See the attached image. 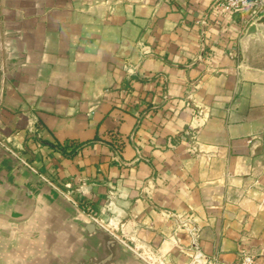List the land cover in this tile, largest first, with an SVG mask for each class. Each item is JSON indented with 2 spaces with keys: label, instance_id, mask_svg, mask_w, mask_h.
Returning <instances> with one entry per match:
<instances>
[{
  "label": "crops",
  "instance_id": "0c3cea01",
  "mask_svg": "<svg viewBox=\"0 0 264 264\" xmlns=\"http://www.w3.org/2000/svg\"><path fill=\"white\" fill-rule=\"evenodd\" d=\"M217 1L0 0V264H264V23Z\"/></svg>",
  "mask_w": 264,
  "mask_h": 264
},
{
  "label": "built area",
  "instance_id": "2783aa9c",
  "mask_svg": "<svg viewBox=\"0 0 264 264\" xmlns=\"http://www.w3.org/2000/svg\"><path fill=\"white\" fill-rule=\"evenodd\" d=\"M217 9L219 13L222 15L228 14H239L243 15L246 11H250L252 13L251 17L255 14L261 13L264 11V0H218L216 2ZM142 49L144 53L149 52L145 45H142ZM106 93H110L111 89H106ZM191 137H196V130L191 133ZM116 221L112 218L108 219V224H115ZM181 224L185 227L189 234L195 236L198 231V225L195 221V217L193 214H187L181 220ZM114 226V225H112ZM134 251L140 255L142 258L147 260L149 263H152V258L154 257V252L150 248L142 247L141 245L135 246L133 245ZM256 263V255L245 246H241L238 248L237 257L233 261H229L223 264H255ZM189 264H219L216 258L212 255H202L201 252H196L193 259L189 262Z\"/></svg>",
  "mask_w": 264,
  "mask_h": 264
},
{
  "label": "water",
  "instance_id": "95a60500",
  "mask_svg": "<svg viewBox=\"0 0 264 264\" xmlns=\"http://www.w3.org/2000/svg\"><path fill=\"white\" fill-rule=\"evenodd\" d=\"M259 23H264V14H260L258 16H256L255 18L252 19L251 23L248 25L247 29H246V33H250V32H254L255 30V26L256 24ZM6 153L11 156L16 162H18V164L22 165L25 167V164L19 159L17 158L12 152H10L7 148H5ZM77 208V206H76ZM82 220L84 222V227L85 228H89V229H93V230H104L101 225L91 216L89 215H84L82 217ZM109 234V233H108ZM114 240L115 237L111 234H109ZM117 241V240H116ZM123 245V244H122ZM126 254L138 257L140 260H142V262H144L145 264H149L147 263L144 259H142L141 257H139L133 250H131V248H128L126 250Z\"/></svg>",
  "mask_w": 264,
  "mask_h": 264
},
{
  "label": "rangeland",
  "instance_id": "374dc122",
  "mask_svg": "<svg viewBox=\"0 0 264 264\" xmlns=\"http://www.w3.org/2000/svg\"><path fill=\"white\" fill-rule=\"evenodd\" d=\"M260 14H264V11H262L261 13H258V14L253 15V16L251 17V19L255 18L256 16H258V15H260ZM182 218H183V217H182ZM182 218L178 221L177 229H178V230H184L185 232H188V233H189V231H188L185 227H183V225L181 224V220H182ZM115 221H116V220H115ZM105 222L108 223V220H106ZM116 223H117V221H116ZM112 225H115V224H112ZM195 253H196V252H193V253L188 254V256H189V258H190V261L193 259ZM143 259H144V258H143ZM144 260H145V259H144ZM145 261H146L147 263H149L147 260H145ZM190 261H189V262H190Z\"/></svg>",
  "mask_w": 264,
  "mask_h": 264
}]
</instances>
